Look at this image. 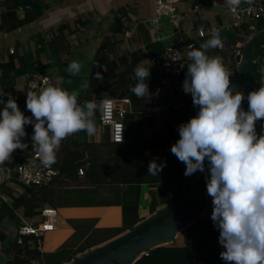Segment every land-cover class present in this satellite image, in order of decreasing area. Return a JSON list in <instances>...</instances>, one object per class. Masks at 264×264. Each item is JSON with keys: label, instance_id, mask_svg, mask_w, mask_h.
Instances as JSON below:
<instances>
[{"label": "trees", "instance_id": "1", "mask_svg": "<svg viewBox=\"0 0 264 264\" xmlns=\"http://www.w3.org/2000/svg\"><path fill=\"white\" fill-rule=\"evenodd\" d=\"M49 6L50 4L43 0H6L7 14L4 19L7 22V30L11 32L36 22L45 14ZM20 8L24 12L22 16L19 13ZM129 21L127 10L123 8L112 10L98 20L97 35L86 38L83 42L79 41L80 36L84 35V31L92 24L91 21L76 22V29H72L70 24L66 23L59 28L57 34H47L44 37L40 34L35 35L37 46L35 60H32L31 53H27L20 57L21 64L19 68L14 64L15 57H12L8 63L0 64V83L4 92L14 88L17 78L28 75L39 66L41 56L45 55L48 63L42 68L40 67V70L43 72L45 68L56 69L61 79L58 86L69 92L73 90L80 91L81 104L84 101L99 102L105 93H107L109 99H129L131 101V112L127 113L124 119L125 143L119 145L111 142L109 129L107 128L105 139H102L101 161L98 159L99 153L96 150V144L88 142V135L85 132L74 134L62 141L59 150L64 153V157L62 162L60 164L56 163L55 166L58 167L61 174L66 173L68 177L75 175L79 169V164L76 165V161L84 157V153H81V146L88 148L86 154L89 155L87 156V162L90 165L84 176L86 183H88L86 187L72 188L71 190L67 189L69 187L55 189L53 186L41 189L26 188L20 197L14 201L13 206L5 202L0 204V220L9 217L15 221L18 219L16 210L23 208L24 215L31 218L38 214V210L48 206L47 204L55 208L60 206H119L122 208V225L113 228H96V219H69V224L75 230L74 234L55 252L51 253H43L40 249V241L35 237H26L21 244L17 242V239L1 237L5 244V252L7 254L13 253L14 256L11 259L3 258L0 264H34V262L38 264H68L76 256L128 233L143 220L140 218L139 209L141 187L144 184L149 185L151 188V215L164 210L182 197L184 191V164L170 150L168 151V148L172 147L169 140H172L175 144L179 139L178 126L189 121L194 111L192 98L190 94L182 93L181 109H183V114L180 116L178 107L174 102L172 103L174 93L164 94L163 97H166L165 104H161V106L167 108L164 130L167 141L166 144H163L162 131L155 127L154 115L148 109L151 106L149 97L154 93L160 95L162 90L161 80L156 69L151 68L150 79L145 81V83H148L151 93L149 97L137 98L130 91V88L137 83L134 68L148 58L163 54L170 41H149L144 50L133 51L126 56H122L116 63L109 58L110 54L115 52L118 44L113 37L123 35L127 30H131L133 25ZM105 24H107V29H103ZM256 26L259 31L264 29V17L256 23ZM213 28L220 30V37L224 45L223 49L226 47L227 50L226 53L224 50L221 52L226 59H230L233 63L231 81L236 83V52L240 51L241 47L239 45L244 44L252 35V32L247 26L235 31H228L217 25L209 28L206 36L202 39L203 43L211 38ZM70 38L72 40L69 41ZM97 40L98 50L90 76L81 79L79 83H74L67 72L71 51L84 49ZM66 43L69 45L65 46ZM218 52H220L218 49L208 51L209 54H217ZM187 67L183 79L186 77ZM257 70V66L254 64L252 71L256 77V84L252 91L258 90L260 84V76ZM96 73H99L102 79H97ZM85 81L89 82V87L81 89V85ZM5 97L6 95L3 94L0 98ZM17 103L18 105L21 104L20 101H17ZM245 103H247V100L243 102L242 106ZM2 109L0 108V110ZM26 133L27 137L24 138L23 142L28 144L26 149L28 150L32 149L33 127L26 126ZM104 150H107L106 153L103 152ZM19 151L20 153H17ZM24 151L15 150L7 166H12L18 162L20 157L25 154ZM154 159L158 164L167 161V166L156 176L148 175L149 161ZM205 170L207 171V167ZM153 188H156V191ZM64 194L66 197L64 196L65 198L62 200ZM210 207L212 205H209L207 209ZM211 231L217 230L213 225L210 214L205 210L204 214L193 225L183 230L182 234L187 236L192 233ZM183 237L180 239H183ZM175 250H178V248L170 246L157 248L151 251L149 255L141 257L135 264H168L157 260V257L153 259V257ZM215 250L217 251L216 264H218L222 251L220 248ZM190 253L188 260L190 259ZM220 261L222 260L220 259ZM189 264L212 263L209 261H191ZM221 264H225V262L223 261Z\"/></svg>", "mask_w": 264, "mask_h": 264}, {"label": "clouds", "instance_id": "2", "mask_svg": "<svg viewBox=\"0 0 264 264\" xmlns=\"http://www.w3.org/2000/svg\"><path fill=\"white\" fill-rule=\"evenodd\" d=\"M242 3L251 5L253 0H225L232 12ZM223 46L220 30L213 28L211 38L187 54L190 63L182 89L191 95L199 111L178 126L179 139L171 153L186 166L185 176L206 172L207 162L211 220L224 249L220 259L225 264H264V134L256 131V123L264 120V86L247 95L245 111V96L236 91L237 86L230 80L232 73L220 57L207 55L210 49ZM81 68L79 62L72 61L67 72L76 76ZM133 71L137 83L130 91L137 98L149 97L145 81L150 79V68L137 65ZM96 78L102 79L99 73ZM88 87V81L81 85V89ZM107 103V93L99 102L81 104L80 91L48 85L26 93V109L31 113L26 116L11 94L6 101L0 98V165L11 160L15 150L28 148L23 140L30 125L32 149L41 165L51 170L63 140L80 132L96 134L95 115ZM166 166L167 161H149L148 175H159Z\"/></svg>", "mask_w": 264, "mask_h": 264}, {"label": "crops", "instance_id": "3", "mask_svg": "<svg viewBox=\"0 0 264 264\" xmlns=\"http://www.w3.org/2000/svg\"><path fill=\"white\" fill-rule=\"evenodd\" d=\"M46 3H49V9L45 12V14L36 22L26 25L24 27H20L14 31H8L6 20L4 19L7 14L6 9V0H0V64L8 63L12 57H15L14 64L17 68L20 67L21 61L20 57L26 55L27 53H31L32 60H35V53L37 51V46L35 42V35L40 34L43 37L47 35L46 33L50 32L51 34H57L59 32V28L63 24H70L71 28H73L74 24L79 20L91 21V25L88 26V30L92 28L91 35H97V22L98 19L108 14L110 11L117 9L121 6H125L128 11V17L130 18L131 25L133 27L131 30H127V32H132V35L127 36L126 33L123 35H116L113 37L114 41H117V46H127V50L125 54L131 53L137 50H144L146 44L150 41L154 42V39L151 37L150 31L148 30L147 25L150 24V20L154 14V6L155 0H150V3L146 0H130L133 3H129L128 0H43ZM119 1V2H118ZM118 2V3H117ZM151 8V11H150ZM179 10L183 15V20L181 22V30L182 34L189 41H193L196 44L195 48H199L203 43L202 39L198 36V30L203 28L207 32L210 27H214L219 25L221 28H225L230 23V9L226 6L225 0H182L179 6ZM150 12V14H149ZM20 15H23V9L19 10ZM129 21V22H130ZM128 24V23H127ZM140 25V26H139ZM149 32V34H148ZM136 38L139 40V43L136 44L135 41L130 40L132 38ZM162 41H170L175 40L173 36L170 35V30L167 31L164 29L161 31ZM125 40L132 41V44L136 47L131 49V47L123 42ZM128 41V42H129ZM124 43V44H123ZM14 50V53L11 52ZM98 50V40L93 42L91 45L85 47L80 50H72L70 53V62L77 61L82 65L81 71L76 76H70L73 82H80L81 79L87 78L90 76L94 59ZM222 49H218L217 54H209L207 55L212 57H220L223 61ZM116 51V50H115ZM213 52V51H212ZM115 53V52H114ZM188 52L186 53V60L188 65L190 63L188 59ZM113 60V57H112ZM48 63V59L45 55L41 56V64L37 67L41 69ZM144 68H152L151 58L146 59L140 64ZM41 67V68H40ZM48 71H55L52 68H45L44 72L48 73ZM49 74V73H48ZM57 74V73H56ZM59 77V76H58ZM57 77V79H58ZM256 78V77H255ZM25 79V80H24ZM56 79V78H54ZM0 80H1V70H0ZM29 76H22L15 80L14 88L4 92L0 83V95H6L3 98L5 101L7 100L8 94H11L13 97L20 101V110L24 112L26 116H31V113L26 108V93L31 91L28 86ZM74 82V83H75ZM256 84V82H255ZM56 86V84H52ZM259 88V85H258ZM166 91H160V96H163ZM183 92L177 93L182 94ZM154 95L149 97L153 98ZM149 99V100H150ZM248 107V103L243 105L244 110ZM0 108H3V105H0ZM149 111L154 115V123L157 129L162 132L165 130V121H166V112L167 108L165 106H161L160 103H156V105L151 104L148 108ZM129 113L131 112V105L127 107ZM95 118H98L100 122V111ZM99 115V116H98ZM162 119V120H161ZM96 125L97 132L94 136H88V142L96 144V150L99 153L98 159L102 160V139H105L106 129L102 127L100 124ZM256 131L258 134H264V120L258 121L256 123ZM101 138V140H100ZM167 138V135H166ZM169 138V137H168ZM167 141V140H166ZM170 141V146L174 143L172 140ZM27 144V143H26ZM166 144V143H165ZM74 149V147L72 146ZM33 151V149H28L24 151V153ZM88 148L81 146V153H84V157L80 158L76 161V165L79 164V167H86V172L89 167V163L87 162V153ZM171 151V148H168V151ZM60 151V150H59ZM107 150L103 152L106 153ZM23 152V151H21ZM17 153H20L17 152ZM63 153V152H62ZM64 157L61 154H57V164L62 162ZM8 163H10L8 161ZM18 168L17 162L12 166H0V204L1 202H5L8 205L14 204V201L20 197V195L26 190L16 178V170ZM60 180V181H59ZM88 183L85 181L84 176H79L78 170L75 175L72 177H68L66 173L61 174L59 179H57L53 185L55 189H67L71 190L72 188L78 187H86ZM3 186V188H2ZM52 187V186H51ZM156 191V188H153ZM151 188L149 185L144 184L141 187V197H140V209L139 215L143 220L149 217L150 214V202H151ZM65 194L62 196V200ZM50 206L49 204H47ZM172 205V204H171ZM53 207V206H51ZM55 208V207H53ZM58 210V221L56 225V229L52 232H48L44 235V239L48 245L46 248L42 243H40V249L43 253H51L55 252L63 243H65L75 232L72 226L69 224V219L75 220H84V219H96L97 224L96 228H113L120 227L122 225V208L119 206H93V207H78V206H66L56 208ZM38 214L34 215L31 218H28L24 215V209L20 208L16 210V215L18 217L17 221L11 220L9 217L0 220V258L11 259L12 254H7L5 252V244L1 240V237H7L9 239H16L17 232L19 227L21 226L22 221L28 222H39L41 220L40 210H38ZM211 217L212 209H209ZM207 214V213H206ZM1 215V212H0ZM183 232V231H182ZM180 232L173 241L165 243L159 247L170 246L174 248H178L175 251H169L167 253H163V255L155 256L159 261L166 262L168 264H189L191 261H209L212 264H216L215 256L217 251L215 249L220 248L221 251L224 249L218 243L219 231H211L206 233H192L187 236H184ZM182 234V236H181ZM179 236L183 239H177ZM104 245V244H103ZM48 247V248H47ZM151 250V251H153ZM150 251V252H151ZM149 252V253H150ZM190 253V259L188 260V255ZM146 254V255H149ZM143 257V256H142ZM188 260V262H187ZM223 262L218 261V264ZM34 264H38L34 262Z\"/></svg>", "mask_w": 264, "mask_h": 264}, {"label": "built area", "instance_id": "4", "mask_svg": "<svg viewBox=\"0 0 264 264\" xmlns=\"http://www.w3.org/2000/svg\"><path fill=\"white\" fill-rule=\"evenodd\" d=\"M181 2L182 0H155L154 14L150 20L149 27L150 35L154 42H160L162 41L163 20H167L173 26L170 35L175 40L169 43L163 54L151 58V65L156 69L161 80L162 90L174 94L183 92V75L188 66L186 53L191 51L192 47H196L193 41L187 40L182 34L181 22L183 15L179 10ZM230 16V23L225 29L235 31L247 26L252 32L249 37L251 38L259 32L256 23L264 17L263 0H253L251 5L242 3L235 12L230 10ZM201 29L198 30V36L204 38L206 31L203 29L204 35H201ZM126 35L130 36L132 32H127ZM11 52L14 53V50H11ZM254 64L257 66L260 76L259 87H262L264 86V47L258 51ZM28 76V86L31 91L38 92L41 88L52 85L54 82L50 75L44 71L42 72L39 67H36ZM130 105L131 101L129 99H109V103L105 104L103 110L100 111V125L109 129L110 140L114 144L123 145L125 143L124 119L125 115L129 113L127 107ZM7 163L8 161L0 166H5ZM17 164L16 178L24 188H48L53 186L55 181L61 176V172L55 164L52 165L51 170L41 165L40 158L34 151L26 152L20 157ZM85 173L86 167L78 169L79 176H85ZM207 176L205 172V177ZM206 197L209 205H212L211 197L207 195V191ZM40 217L41 220L39 222L22 221L16 236L19 244L26 237H35L40 241L46 233L56 229L58 221V210L56 208L51 206L43 207L40 209Z\"/></svg>", "mask_w": 264, "mask_h": 264}, {"label": "water", "instance_id": "5", "mask_svg": "<svg viewBox=\"0 0 264 264\" xmlns=\"http://www.w3.org/2000/svg\"><path fill=\"white\" fill-rule=\"evenodd\" d=\"M263 47L264 29L249 38L236 56L237 82L233 84L237 86L236 91L244 94L245 100L255 85L252 67L258 51ZM198 111L199 108L194 107L189 120ZM208 206L205 172L184 175V191L179 200L145 218L128 233L76 256L68 264H135L154 248L173 241L180 232L193 225Z\"/></svg>", "mask_w": 264, "mask_h": 264}, {"label": "rangeland", "instance_id": "6", "mask_svg": "<svg viewBox=\"0 0 264 264\" xmlns=\"http://www.w3.org/2000/svg\"><path fill=\"white\" fill-rule=\"evenodd\" d=\"M128 1H130V0H128ZM146 1H148L149 3H150V0H146ZM119 2V1H118ZM117 2V3H118ZM129 3H133L132 1H130ZM120 8H123V9H127V8H125V6H121V7H119V8H117V9H115V8H113L114 10H118V9H120ZM150 11H151V8H150ZM149 14H150V12H149ZM99 20V19H98ZM82 20H79L78 22H81ZM163 30L165 29L166 31L169 29L170 30V33H171V31H172V29H173V26L167 21V20H163ZM147 27H148V30H149V27H150V24H148L147 25ZM73 28L74 29H76L77 28V24L75 23L74 24V26H73ZM88 28L89 27H87V29H86V31H84V35H82V36H80V42H83V40L84 39H86V38H92L93 36L91 35V31L93 30L92 28H90L89 30H88ZM103 29H107V24H105L104 26H103ZM46 34H51L50 32H48V33H46ZM70 40H72V38H70L69 39V41ZM130 40H133V41H135L136 42V44H138L139 43V40L138 39H136L135 37L134 38H132V39H130ZM248 40V39H247ZM129 40H127V42L125 41V40H123V42L126 44H128L130 47H131V49H134L136 46L135 45H133L132 44V41H129ZM123 43V44H124ZM69 44L68 43H66L65 44V46H68ZM244 44H241V45H239V47H242ZM68 49H70L69 47H68ZM128 48H127V46L126 45H124V46H117L116 48H115V53H113V54H110V56H109V58L110 59H112V57H113V61H115L116 63H117V61H119L118 59L120 58V57H122V56H126V55H128V54H125L126 53V51L125 50H127ZM224 52L226 53L227 52V50H226V47L224 48ZM240 52V51H239ZM239 52L237 53V55L239 54ZM109 55V54H108ZM236 55V56H237ZM222 57H223V59H224V61H223V63H224V65H225V67L232 73V68H233V63H232V61L230 60V59H226V57H224L223 56V53H222V55H221ZM55 71H48V73H49V75H50V77L52 78V80L54 81L53 82V84H56V86H58V84L61 82V79H60V77H58V71L56 70V69H54ZM57 73V74H56ZM57 77H58V79H57ZM232 77V76H231ZM231 77H230V80H231ZM54 78H56V79H54ZM25 80V79H24ZM75 82V81H74ZM72 85H73V83L72 82H70ZM166 93H168V92H166ZM164 96V95H163ZM163 96H160L159 94H155L154 93V96H153V98L152 99H150V104H156V103H160V104H165L164 102H165V99H166V97H163ZM170 101V100H169ZM181 101H182V94H173V100H172V103L174 102V104L178 107V111H179V115L181 116L182 114H183V109H181ZM246 104V103H245ZM25 110H27L26 108H25ZM98 113H96V115H97ZM95 115V116H96ZM162 120V119H161ZM98 122H99V120H98V118H95V123H96V125L98 124ZM156 127V126H155ZM161 139H162V142H163V144H165L166 143V140H167V138H166V135H165V132L163 131L162 133H161ZM30 151V150H29ZM57 154H61V155H63V153L61 152V151H58L57 152ZM206 167H207V162H206ZM206 174H208L207 173V171H206ZM98 176H100V175H98ZM101 177V176H100ZM60 181V180H59ZM209 209H212V207H210V208H208V209H206V211H208ZM209 213V212H208ZM12 220V219H11ZM40 242L42 243V246L44 245V247L46 248V246L48 245V243H46V241H45V239L44 238H41L40 239ZM48 248V247H47ZM12 256H14V255H12ZM3 258H0V261L2 260Z\"/></svg>", "mask_w": 264, "mask_h": 264}]
</instances>
